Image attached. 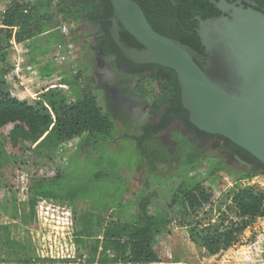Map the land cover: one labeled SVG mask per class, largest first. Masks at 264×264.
<instances>
[{"label": "trees", "instance_id": "1", "mask_svg": "<svg viewBox=\"0 0 264 264\" xmlns=\"http://www.w3.org/2000/svg\"><path fill=\"white\" fill-rule=\"evenodd\" d=\"M46 1L54 4L51 11L45 10L43 0H0V57L14 46H34L43 35H46L48 41H66L63 39L65 36L62 37L61 34L64 19L58 17L64 15L73 19V22H82L95 29L92 34L84 36V39L90 38L98 55L102 53L105 61L110 63V67H113L120 77L117 66L121 55L109 36L112 16V7L109 2L107 0ZM132 1L141 8L155 32L180 42L200 55H204V50L196 34L198 26L196 18L205 20L221 15L211 4V1L215 0ZM170 1L175 2L176 6H173ZM227 1L235 2L236 0ZM249 1L256 4L257 10L264 12V0ZM120 36L127 46L140 48L123 29ZM198 66L203 68L204 65L198 64ZM60 82L66 85L75 84L71 79H62ZM54 92L62 94L61 99L64 100L54 102L51 96L46 95L49 107H43L39 102L32 105L22 101L11 95L5 86H0L1 167L7 166L10 157L19 156L20 151L23 154L30 153L41 147L53 150L61 144L76 139L82 140L84 145L95 152L106 153L110 150L108 143L114 139L116 125L110 114L103 110L102 103L96 95L97 92H103V87L88 84V87L81 91L80 97L71 103L65 101L66 95L64 96L60 90L56 89ZM145 92L144 96H146ZM126 95L131 96V90L126 89ZM182 112L187 115L183 109ZM187 124L190 123L187 122ZM193 128L197 134L205 135L195 127ZM150 129V125L145 124L141 133L138 136H132L131 140L135 143L140 156L137 162L153 175L156 166L168 162V155L161 151V149L164 150L162 143L152 137L155 130L151 132ZM224 140L225 145H221L222 149L229 151L248 165L250 172L245 173L241 179L251 180L256 175L264 177V166L261 163L229 140ZM182 144L185 149L182 150L179 169L186 174L193 173L203 164L205 155L203 151L185 139H182ZM223 163L220 157H215L204 179H201L198 174L191 177H187L186 174L176 176L178 183L170 185L168 199L164 196L166 204L156 214L149 212L152 201L159 198L155 192V186L152 188L153 193L145 191L141 195L122 196L119 203L115 205L110 203L100 205L92 202L91 207L81 213L77 221H74L71 233L72 256H25L22 263L74 264L82 260L84 264H159L155 246L174 222L172 216L175 213L194 214L212 206L215 193L208 183L211 180L212 185L217 190L220 189L219 173L226 172L229 175ZM25 164V161L16 162L18 166ZM171 177H167L165 181L167 182ZM150 178L153 179L150 184L165 182L158 177L149 176V180ZM41 186V183L37 185L33 195L28 197V213L21 221L27 226L37 227L38 225V199L54 200L57 197L54 194L42 192ZM231 191L228 209L232 218L223 219L219 223L206 224L196 220L185 226L190 241L201 247L209 256L214 257L231 249L258 219L264 218L263 188L252 184ZM0 205L3 206L0 207V211L7 212L3 216H8L12 221L17 220L15 219L16 211H13V208L8 210L5 201L0 202Z\"/></svg>", "mask_w": 264, "mask_h": 264}, {"label": "rangeland", "instance_id": "2", "mask_svg": "<svg viewBox=\"0 0 264 264\" xmlns=\"http://www.w3.org/2000/svg\"><path fill=\"white\" fill-rule=\"evenodd\" d=\"M43 2L45 10L51 11L54 4L46 0ZM58 17L64 19L61 29H66L67 35L63 37L61 34L66 41H48L46 35H43L32 47L14 46L0 57V86H5L11 95L22 101L32 105L39 102L43 107H49L46 95L51 96L54 102L64 100L61 99L62 94H55L56 89L66 95V102L71 103L80 97L81 91L88 84L103 87V92H97L96 95L103 110L113 119L116 133L108 143L110 150L106 153L95 152L84 145L82 140L76 139L53 150L41 147L30 153L23 154L20 151L19 156L10 157L7 166H0V202L5 201L8 210L13 208L17 219L12 221L8 216H3L7 212L0 211V264H23L25 256H72L71 233L74 221L91 207L92 202L115 205L122 196L141 195L145 191L153 193L152 188L155 186L159 198L152 201L149 212L156 214L166 204L170 185L178 183L176 176L186 174L179 169L180 153L185 149L183 144L175 146L172 155L167 153L168 162L156 166L153 175L137 162L140 156L131 137L140 134L144 124L143 116L137 108H130L127 104L115 106L107 93L105 86L111 87L114 82L109 75L118 78L119 75L113 67L108 68L101 58V64L97 65L98 52L90 38L84 39L95 29L82 22H73L68 16ZM62 79H71L75 84H61ZM202 150L205 155L203 164L195 172L186 174L187 177L198 174L201 179L206 178L215 156L224 161L223 167L229 175L226 172L219 173V190L209 179L208 185L215 193L211 207L194 214L175 213L172 216L174 222L155 246L159 264H264V218L258 219L241 236L238 244L214 257L190 241L185 226L196 220L201 224L219 223L233 217L228 209L231 190L252 184L264 189V177L260 175L251 180L241 179L245 173L250 172L248 165L241 159L235 157L232 161L219 149L209 145ZM22 161L26 164L16 165V162ZM149 176L163 181L172 177L167 182L150 184L153 179L149 180ZM38 183L42 184V192L57 197L54 200L38 199V225L27 226L21 221L28 213V197L33 195ZM164 196H167L165 200ZM74 264L84 263L81 260Z\"/></svg>", "mask_w": 264, "mask_h": 264}, {"label": "water", "instance_id": "3", "mask_svg": "<svg viewBox=\"0 0 264 264\" xmlns=\"http://www.w3.org/2000/svg\"><path fill=\"white\" fill-rule=\"evenodd\" d=\"M107 1L109 36L121 57L174 72L189 123L229 140L264 166V12L249 0L211 1L221 15L196 18L200 55L155 32L132 0ZM122 29L140 48L121 40Z\"/></svg>", "mask_w": 264, "mask_h": 264}, {"label": "flooded vegetation", "instance_id": "4", "mask_svg": "<svg viewBox=\"0 0 264 264\" xmlns=\"http://www.w3.org/2000/svg\"><path fill=\"white\" fill-rule=\"evenodd\" d=\"M100 58L109 68L110 63L105 61L102 53L98 55L97 65L101 64ZM117 67L120 70V77L109 75L114 82L111 87L105 86L107 93L115 106L127 104L128 107L137 108L140 111L144 123L150 125V131L155 130L152 137L162 143L164 148V150L161 149L162 152L172 155L175 153L174 147L181 146L182 139H185L201 151L209 145L211 148L219 149L230 160H235L236 156L222 149L221 145H225L224 138L208 134L199 135L192 125L187 124L189 123L188 114L182 112L180 89L174 72L159 66L133 65L122 57ZM126 89L131 90V96L126 95ZM145 124L141 126V129Z\"/></svg>", "mask_w": 264, "mask_h": 264}, {"label": "built area", "instance_id": "5", "mask_svg": "<svg viewBox=\"0 0 264 264\" xmlns=\"http://www.w3.org/2000/svg\"><path fill=\"white\" fill-rule=\"evenodd\" d=\"M61 30H62V31H61L62 34H63L64 36H66V35H67V31H66V29L63 28V29H61Z\"/></svg>", "mask_w": 264, "mask_h": 264}, {"label": "crops", "instance_id": "6", "mask_svg": "<svg viewBox=\"0 0 264 264\" xmlns=\"http://www.w3.org/2000/svg\"><path fill=\"white\" fill-rule=\"evenodd\" d=\"M18 47V46H17ZM46 67H47V65H46Z\"/></svg>", "mask_w": 264, "mask_h": 264}]
</instances>
